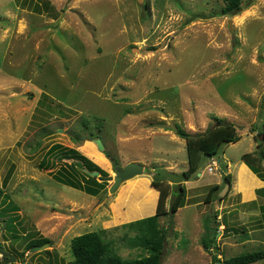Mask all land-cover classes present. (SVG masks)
I'll return each mask as SVG.
<instances>
[{"label": "rangeland", "instance_id": "374dc122", "mask_svg": "<svg viewBox=\"0 0 264 264\" xmlns=\"http://www.w3.org/2000/svg\"><path fill=\"white\" fill-rule=\"evenodd\" d=\"M224 6L223 0H0V264H71L72 239L100 230L121 258L147 256L132 244L136 232L122 225L152 214L153 179L176 183L174 193L187 190L184 207L159 220L167 229L162 264H215L217 250L202 243L208 225L217 229L218 259L264 247L263 226L256 225L262 214L243 207L249 177L241 174L244 194L233 193L227 171L242 155L264 150V0H244L234 16L223 15ZM224 123L234 125L239 142L216 157L212 173L205 157L197 174L180 182L189 166L186 141L158 125L204 135ZM90 133L101 137L103 151L96 138L87 140ZM55 144L76 149L108 176H114L110 159L120 167L138 161L144 175L114 194L107 195V182L90 196L53 180L74 163L47 158ZM213 186L218 190L205 204L201 197ZM142 194L127 209L126 201ZM38 237L50 247L26 251ZM6 254L16 261L5 263Z\"/></svg>", "mask_w": 264, "mask_h": 264}, {"label": "trees", "instance_id": "16d2710c", "mask_svg": "<svg viewBox=\"0 0 264 264\" xmlns=\"http://www.w3.org/2000/svg\"><path fill=\"white\" fill-rule=\"evenodd\" d=\"M225 3L222 9V14L226 16H234L242 12L244 8V0H223ZM219 120V119H218ZM221 121L219 120V123ZM84 129L88 130V125L83 124ZM179 135L186 141L188 151V170L181 175V181L191 180L199 171V167L205 157H217L225 147L230 144H235L240 140L236 134L234 125L216 126L212 130H208L204 135H193L182 130L177 126ZM90 137L101 139L100 136H95L90 133ZM77 140V138H74ZM259 150V151H258ZM54 156L59 161L74 160V163L66 164L61 167L53 176V180L60 185L82 191L90 196H98L106 190L107 182H101V178L107 177L108 173L100 169L94 162L87 157L81 155L76 149L64 147L61 144L53 145L46 154V157ZM110 157V156H109ZM44 159V169H49L50 163ZM241 160L255 173L258 177L264 180V150L256 149L255 153L244 154ZM53 163V162H52ZM46 164V165H45ZM54 165V164H53ZM99 172L101 177H92L91 173ZM184 181V182H185ZM226 181L230 182V175L226 176ZM152 187L160 192L156 214L154 216L137 220L128 224L122 225L123 229L135 231L136 237L133 238L132 244L142 247L147 251V256L134 259H123L114 250L112 240L105 238L106 230L86 233L72 239L71 251L73 261L71 264H162V257L165 249L167 233L159 226L161 217L175 216L178 210L185 205L187 190L184 186L178 187L174 193V186L164 181L153 179ZM219 186H213L209 189L205 197V204L211 203ZM264 189L259 190L262 192ZM106 193V192H105ZM2 189L0 190V218L4 212L3 205L5 198ZM172 197L169 207H167V199ZM17 216L12 217L10 225L13 231V238L16 229L12 224L17 221ZM210 220H206V226ZM170 225L172 223L170 222ZM214 230V231H213ZM217 229H211L207 226V235L202 240L203 246L208 251L216 249L217 255L219 247L216 245ZM51 243L49 239L38 237L32 238L26 245V251H29L37 246L42 247L44 244ZM215 252V251H213ZM213 255L215 264H255L264 261V247L248 252L242 255L231 257L229 259H218L217 255ZM220 255V254H219Z\"/></svg>", "mask_w": 264, "mask_h": 264}, {"label": "crops", "instance_id": "0c3cea01", "mask_svg": "<svg viewBox=\"0 0 264 264\" xmlns=\"http://www.w3.org/2000/svg\"><path fill=\"white\" fill-rule=\"evenodd\" d=\"M165 135H166V133H165ZM242 156L240 157L239 160H234L235 161V164L234 165H233V162H231V163H229L227 165V171H228V173L232 177L231 178V182L232 181L234 182V179L236 180L235 188L233 187V182H232V191H233V193H235V191L237 190L238 192H241V193L243 192V194H244V191H242V189L240 188V182L242 181L241 174L242 173L247 174V176L249 177V181L250 182L246 181L244 183L242 181L245 185H247V188H248V190H247L248 191V197L245 198V196H244L245 203H244L243 207L245 209H248V208H252L251 206H254L253 208L254 209H257L262 214V217H263L262 218V222L263 223H261L260 221H258V223L256 225L259 226L260 228L263 226V229L262 230H264V207H263L264 205L261 206V201H258V199H257V198L264 199V198H262V197H264V190L262 192L259 191L261 189H264V180L263 179H260L256 174H254L251 171V169L241 160ZM136 162H138V161H136ZM234 166H238V170H237L236 176L233 177V174H234V170H233L234 169ZM199 176H201V175H199ZM149 180H151V179H146L145 181L148 183ZM168 183L170 185H176V183H174L172 181H169ZM152 189L155 191V195H156V205H155V208H154V211L152 212V214H150V215H148L146 217H151V216H154L156 214V208H157V203H158V199H159L160 192L158 190H156L155 188H153V187H152ZM143 196H144L143 194L142 195H137V198H135L134 201L133 200H129L128 202L126 201L127 209L133 208V204L141 203L142 200H143ZM204 196H202L201 198H205L206 197V196L205 197ZM249 199L251 200V203H248V200ZM261 208L263 210V213L261 211ZM127 211H129V210H127ZM124 213H126L125 210H123V214ZM240 216L245 217L244 213H242V214L240 213ZM146 217H144V218H146ZM144 218H141V219H144ZM141 219H137V220H141ZM237 231L238 230H236V232ZM245 234H248V232H246ZM255 264H257V263H255Z\"/></svg>", "mask_w": 264, "mask_h": 264}, {"label": "water", "instance_id": "95a60500", "mask_svg": "<svg viewBox=\"0 0 264 264\" xmlns=\"http://www.w3.org/2000/svg\"><path fill=\"white\" fill-rule=\"evenodd\" d=\"M138 1H140V0H138ZM228 125H230V124L229 123L220 124V126H228ZM158 126H160L161 128H170L174 131L178 130V128L176 126H168L165 124H161ZM261 136L263 137L264 135H261ZM93 141L96 143V145L100 151L104 150V145H103V142L101 139H93ZM110 161L112 164V168L114 170V176L110 175V176L101 178V182L111 183V186L109 188V191L107 192V195L108 194H114L123 183H125L131 179H134L136 177L144 175L145 167L141 163L131 162V163H129L123 167H120L114 159H110ZM91 176L92 177H98V178L101 177L99 172H93V173H91ZM179 185H181V184H179ZM48 247H50L49 243L44 244L42 247L37 246V247L33 248L31 251L32 252L43 251ZM6 257L7 258L4 259L5 263H12V262L16 261L15 257H12L9 254H6Z\"/></svg>", "mask_w": 264, "mask_h": 264}, {"label": "built area", "instance_id": "2783aa9c", "mask_svg": "<svg viewBox=\"0 0 264 264\" xmlns=\"http://www.w3.org/2000/svg\"><path fill=\"white\" fill-rule=\"evenodd\" d=\"M217 166H218V161L216 160V158H212L211 164L208 167L209 173H212L214 171V169L217 168Z\"/></svg>", "mask_w": 264, "mask_h": 264}, {"label": "clouds", "instance_id": "9594fccd", "mask_svg": "<svg viewBox=\"0 0 264 264\" xmlns=\"http://www.w3.org/2000/svg\"><path fill=\"white\" fill-rule=\"evenodd\" d=\"M214 158H216V157H214ZM211 159H212V158H211ZM211 159H210V160H211Z\"/></svg>", "mask_w": 264, "mask_h": 264}]
</instances>
